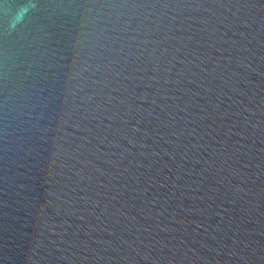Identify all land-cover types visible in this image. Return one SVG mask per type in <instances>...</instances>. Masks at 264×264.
Returning <instances> with one entry per match:
<instances>
[{
    "label": "water",
    "instance_id": "water-1",
    "mask_svg": "<svg viewBox=\"0 0 264 264\" xmlns=\"http://www.w3.org/2000/svg\"><path fill=\"white\" fill-rule=\"evenodd\" d=\"M0 264H264V0H0Z\"/></svg>",
    "mask_w": 264,
    "mask_h": 264
}]
</instances>
